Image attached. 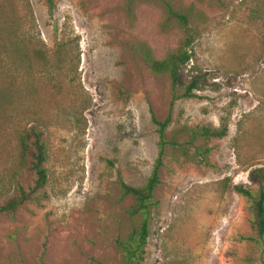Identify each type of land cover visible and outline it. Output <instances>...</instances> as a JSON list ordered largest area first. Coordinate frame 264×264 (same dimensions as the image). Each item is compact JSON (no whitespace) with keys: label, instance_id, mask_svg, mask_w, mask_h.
Instances as JSON below:
<instances>
[{"label":"rangeland","instance_id":"1","mask_svg":"<svg viewBox=\"0 0 264 264\" xmlns=\"http://www.w3.org/2000/svg\"><path fill=\"white\" fill-rule=\"evenodd\" d=\"M8 26L22 43L6 42ZM186 44L172 87L149 60ZM173 93L166 139L177 142L164 150L138 263L264 264L251 201L233 188L264 191V0H0V205L16 193L26 128L41 133L47 174L43 198L0 214V264H124L138 218L118 180L146 182L151 116H167ZM222 124L219 139L182 132ZM33 178L26 169L19 181Z\"/></svg>","mask_w":264,"mask_h":264},{"label":"trees","instance_id":"2","mask_svg":"<svg viewBox=\"0 0 264 264\" xmlns=\"http://www.w3.org/2000/svg\"><path fill=\"white\" fill-rule=\"evenodd\" d=\"M51 3V0H49ZM167 12L172 15L181 24L186 25L187 17L179 12L174 11L166 4ZM12 33V38L8 39L10 45L17 46L22 43L19 35L14 33V28L8 26ZM186 45H181L176 52L166 55L160 60H149V67L156 73H167L170 77L172 87H175L179 81L181 69L187 64L191 57V51ZM197 87V82L193 79L184 89L181 97H192L193 89ZM170 100L169 112L163 120H158L152 114V122L156 125L158 134L157 156L146 182L141 187H133L124 183L121 179L118 180L119 188L122 195L130 196L132 204L127 209V214L130 217H137L138 221L133 227L131 235L126 243H121L123 262L124 264H139V254L143 250L148 236V221L149 209L155 204L153 200L154 190L160 181V168L163 164V156L165 147L174 144L176 139H166V128L170 122V114L176 94H172ZM182 132L189 136L191 140H208L210 138H222L227 132V127L222 124L219 127L210 125L195 126L194 128H184ZM192 142V141H191ZM18 162L17 168L14 171V186L16 193L11 195L5 203L0 205V214L10 215L16 212L24 203L28 201H39L44 197L42 188L46 184L47 174L43 163L46 160V149L41 140V133L34 128L24 129L18 137ZM204 152H208L207 149ZM197 154L200 151H196ZM204 154V153H203ZM32 172L34 178L31 185L24 186L19 181V176L24 170ZM234 190L251 201V220L250 226L257 238H261L264 234V191L260 190L256 196L241 185L233 187ZM252 239V238H251Z\"/></svg>","mask_w":264,"mask_h":264}]
</instances>
